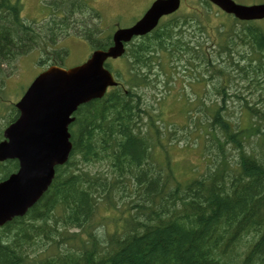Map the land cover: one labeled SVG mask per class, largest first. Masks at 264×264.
Listing matches in <instances>:
<instances>
[{
    "label": "trees",
    "instance_id": "trees-1",
    "mask_svg": "<svg viewBox=\"0 0 264 264\" xmlns=\"http://www.w3.org/2000/svg\"><path fill=\"white\" fill-rule=\"evenodd\" d=\"M62 1L67 12L36 24L23 19L21 0H0V113L7 123L16 111L5 104L3 63L33 50L61 61L66 50L52 47L74 23L73 31L93 49L111 44L97 24L74 21L72 13L89 8L83 0L52 3ZM124 57L128 88L78 107L69 126V160L55 168L47 191L24 217L0 228V264H264V98L262 91L248 98L264 90V32L207 0H193L129 42ZM155 66L163 70V85L172 86L167 92L176 89L172 101L187 103L190 130L201 125L205 143L218 152L207 156L198 176H177L165 149L170 136L186 132L160 122L169 93L152 94L153 102L144 96L159 81ZM180 70L188 84L203 83V97L189 99L182 84L172 83ZM232 98L240 110L236 119L226 103ZM155 148L165 159L158 151L153 161ZM95 163L106 168L94 170ZM16 168L15 160L0 162V180ZM94 222L113 228L97 235Z\"/></svg>",
    "mask_w": 264,
    "mask_h": 264
},
{
    "label": "water",
    "instance_id": "water-1",
    "mask_svg": "<svg viewBox=\"0 0 264 264\" xmlns=\"http://www.w3.org/2000/svg\"><path fill=\"white\" fill-rule=\"evenodd\" d=\"M209 1L239 19L264 17V3L246 6L233 0ZM179 5L180 0H154L133 25L114 31L108 49L93 51L84 63L69 69L50 66L32 81L16 103L18 117L5 128L0 141V160H18V169L0 181V225L23 215L51 183L54 167L66 162L71 150L67 131L71 113L114 84L104 61L120 56L124 43L151 31Z\"/></svg>",
    "mask_w": 264,
    "mask_h": 264
},
{
    "label": "rangeland",
    "instance_id": "rangeland-1",
    "mask_svg": "<svg viewBox=\"0 0 264 264\" xmlns=\"http://www.w3.org/2000/svg\"><path fill=\"white\" fill-rule=\"evenodd\" d=\"M89 7L93 8L94 10L98 11L99 18L91 16V11L88 8L83 9L82 14L72 13L73 19L76 22H79L82 20L84 23L90 26H96L98 27V31L100 34H111L112 31L115 28L120 27H128L131 24H133L137 19L141 17V15L144 13V11L147 9L149 4L153 0H83ZM188 1V0H187ZM237 3L240 4H254V3H262L264 0H234ZM52 2H58V0H21L22 3V11L21 15L23 19L27 22H36L39 23L43 21L44 19L48 18L49 15L52 12H57L61 14L60 11L64 10L67 12L68 6L65 1L59 2L58 4L54 5ZM182 3V2H181ZM193 4V0H190L188 3L184 2L183 6H189ZM215 8H217L215 5H213ZM218 9V8H217ZM70 18V16H69ZM71 19V18H70ZM68 19V20H70ZM212 23H217L216 20H211ZM80 23V22H79ZM258 23L262 26L264 29V19H261L258 21ZM69 24V23H68ZM70 24H72L70 22ZM76 26L78 23H74ZM75 25H71L70 31L66 32L65 34H60L56 42L54 48L59 49L63 48L66 50L67 55L62 57L61 62H58L57 64L59 66H62L63 68H69L74 65L82 63L90 54L92 51V47L89 44V41L84 39L81 36H77V32H74L73 29H76L77 27ZM66 29V28H65ZM64 29V30H65ZM42 56V57H41ZM45 55L41 54L38 50H33L25 55L19 56L16 59L12 60L10 63L7 62L2 64L3 73L1 77H4L5 82V98L6 101L12 102V107L14 108V103H16L25 89L28 87V85L31 83L32 79L39 74L42 70H44L47 65L50 63L46 62L48 61L46 58L44 60ZM42 58L43 62L40 61ZM124 59H121L120 57L116 59H109V68L113 70L114 75L116 78H119L121 81L127 79V69H125ZM122 69L120 71L119 76L116 72L118 69ZM155 70V73L157 76L159 75V81L156 83L157 85L155 88L146 89L144 92V96L147 100L153 102V96L152 94H158L159 92H164L172 87L169 86L170 84H167L166 87L163 85V80L165 79V75H163V70L160 69V67L155 66L151 71ZM183 71V70H180ZM178 72L177 75L172 78V83H177V86L180 87L182 84V87L184 89V93L189 95V99H192L194 97V93H196L199 96L203 95V83H190L186 81L184 71L183 74L181 72ZM202 73V71H200ZM151 75V72H150ZM183 75V77L181 76ZM156 76V78H157ZM176 77V79H175ZM183 78V79H182ZM184 80V81H183ZM209 84L210 80L208 79ZM171 83V84H172ZM153 91L151 93H147L149 90ZM207 90L211 91L209 94L210 97L213 96L211 87L208 86ZM242 91V89H241ZM259 91H262V96L264 98V90H254V93L252 95H248V98H255L256 94H258ZM206 93V92H205ZM176 94V89L172 88L169 92V94L166 97V100L168 102L163 106V120L162 121L165 124H169L170 126H180L186 132L184 133V136L182 134L177 133L174 136L171 137L170 146H165V149L167 150L168 156L171 158V163L173 165V170L177 176H181L183 178H188L194 176L196 173L198 176L199 173L204 172L205 169L208 167L209 160L207 158H216L217 157V150L214 147L212 143V147L210 145L211 142L204 140V136L199 130L201 125H199L197 132H199V137H195L196 131L190 130V123L189 118L184 116L187 113L185 112L187 103L184 100H179L180 107L178 102L172 101V98ZM151 97V100L149 99ZM217 96L214 98L216 99ZM172 101V102H171ZM7 103V102H6ZM227 105L229 106L231 110V117L233 119H236L235 115L239 114V106L238 102L235 101V99L232 98V100H228ZM262 103H264V99L262 100ZM178 105V106H177ZM202 113V114H201ZM204 113L200 112L199 117L200 120L202 119V123L204 122L205 118L203 117ZM187 119V121H186ZM7 118L0 117V132L2 134V131H4L7 123ZM186 121V125H184V122ZM183 124V125H182ZM182 125V126H181ZM167 133H164V138L162 139L163 143L165 140L167 141ZM162 137H160L161 139ZM1 139V138H0ZM168 142V141H167ZM205 144V146H204ZM175 145L177 147H175ZM187 147V148H184ZM157 148V147H156ZM154 149L155 152H153L152 157L153 161L154 159H157V157H160L161 154L158 151H162L164 155V159L166 156V152L161 149ZM204 150V151H203ZM209 150L210 152H208ZM158 154V155H157ZM235 153L228 154V158L233 161L235 157ZM160 160V159H158ZM150 161V159H149ZM94 170H101L102 168L105 169L106 166L102 163H95L93 166ZM91 167V168H92ZM163 172H165V168L162 165ZM119 204V203H118ZM122 206L120 207L121 210ZM109 209V215L114 214V211H110ZM119 211V210H118ZM118 211H115L118 214ZM102 212V211H101ZM100 217H97L96 220L98 221ZM113 226L109 225L106 226L104 224H100V222H94L93 223V229H95V233L97 235H101L104 230L110 231L112 230ZM239 244H248L247 242H238ZM246 245L238 250V253H241V256L243 255L246 250Z\"/></svg>",
    "mask_w": 264,
    "mask_h": 264
}]
</instances>
